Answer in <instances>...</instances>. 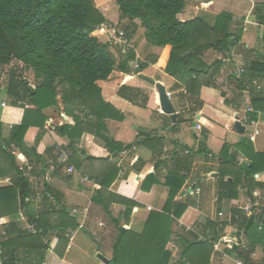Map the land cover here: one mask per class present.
I'll use <instances>...</instances> for the list:
<instances>
[{"label":"trees","instance_id":"1","mask_svg":"<svg viewBox=\"0 0 264 264\" xmlns=\"http://www.w3.org/2000/svg\"><path fill=\"white\" fill-rule=\"evenodd\" d=\"M104 0H0V79L10 98L9 107L21 109L22 119L3 133L0 123V179L10 177V184L0 186V218L10 217L5 230L0 227V264H43L49 249L67 241L66 235L76 229L78 222L60 206V200L47 180V173L69 179L72 173L68 167L81 169L82 151L78 144L85 134H92L103 143L106 154L90 153L91 177L101 187L95 191L92 201L109 212L112 203L124 205L123 217H128L139 203L120 194L122 182L128 173L121 174V167L111 158L132 147L115 140L109 134L108 119L124 120L123 108L128 105L141 109L156 110L158 97L149 89L123 84L117 92V100L105 99L101 81L108 80L115 70L126 73H140L146 65L137 61L135 46L114 41H101L99 35L105 32L104 25L112 24L123 28L130 40L131 34L139 26L144 28V37L152 46L171 48L165 71L174 76L178 83L175 94L181 110L175 132L184 121L193 120L203 105L201 89L212 86L224 62L221 59L207 64L204 53L219 46L228 52L240 39V33L231 31L233 15L221 12L211 23L203 16L181 20L178 15L187 6V0H107L105 11L100 4ZM140 20V25L136 22ZM114 48H119L118 58ZM138 67L132 68V64ZM246 69V68H245ZM32 71L34 83L29 81L27 72ZM246 72V71H245ZM244 72V73H245ZM243 73V74H244ZM62 102V103H61ZM73 118L74 124L59 121L56 131L68 138L67 145L53 144L39 149L25 141L27 131L37 127L45 129L50 111L54 118H61V111ZM188 114L190 117H185ZM153 142L154 152L163 147L164 137L150 136L139 138L135 144ZM244 143H246L244 141ZM203 139L198 153L206 151ZM70 152L69 160L58 162L61 150ZM228 147H224L223 151ZM188 151L189 153H185ZM17 152H22L33 166L32 176L43 177L41 206L28 201L36 196L32 176H27L20 168ZM193 147L174 142L167 159L158 161L154 173L148 174L143 182L145 191L158 184L157 172L166 166L165 186L168 195L161 210L150 211L144 228L140 232L122 228L120 217L111 216L117 233L112 241V257L107 264H210L215 251L214 242L219 234L202 238L194 231L187 230L179 223L189 203L179 201L188 181L193 163ZM250 162L238 167L247 179L258 183L254 174L264 171V153L247 152ZM224 156V155H223ZM53 160L55 169L49 167ZM235 156L224 157L223 165L234 164ZM225 167V166H224ZM224 167L219 169V198L234 199L238 195L240 180H226ZM67 168V169H65ZM134 168L141 171V168ZM121 181L112 192L109 188ZM24 210L27 221L35 225L37 232L20 227L15 221ZM24 214V213H23ZM58 218L54 219V216ZM233 223L240 229L250 231L257 221L264 224V208L249 213L234 211ZM71 230V231H69ZM54 249L58 250L59 246ZM177 248V258L173 260V247ZM238 255L249 261L250 250H239ZM248 264H256L248 262Z\"/></svg>","mask_w":264,"mask_h":264},{"label":"crops","instance_id":"2","mask_svg":"<svg viewBox=\"0 0 264 264\" xmlns=\"http://www.w3.org/2000/svg\"><path fill=\"white\" fill-rule=\"evenodd\" d=\"M223 11L233 15L231 31L240 33V39L228 52L216 46L204 53L203 60L207 64L217 59L223 60L224 64L214 84L201 89L203 105L200 110L194 115L193 120L182 122L176 133L171 131L175 123L170 115L158 111L161 106L157 88L141 77L143 74L154 79L174 95L178 81L165 71L171 48L150 45L143 35L144 28L141 26L131 34L130 42L135 46L137 61L144 63L146 68L140 73L115 70L110 78L101 81L100 85L103 97L114 99L118 103L120 101L117 100V92L123 84L149 89L153 96L158 97L159 106L156 110L128 105V110L123 108L124 120H107L110 136L124 144H132L131 148L112 157L111 160L121 167V174L128 173L119 188L120 194L139 203V206L135 207L128 217H123L126 208L124 205L112 203L107 212L103 206L92 201V196L101 186L93 182L92 166L86 157L91 152L100 156L105 155L107 151L100 139L92 134H85L78 144V147L85 151L81 154L84 162L82 168L79 170L73 165L76 171L69 179L46 174L49 185L60 200L58 209L63 206L69 216L77 220L78 226L72 231L69 230L71 232L67 233L65 243L58 245V240L54 242V247L48 250L43 264H107L93 250L94 244L100 242L101 248L98 250L102 251L105 247L107 253L103 255L108 259L112 257V241L117 229L111 216L122 218L121 225L124 229L140 232L150 211L162 209L168 195L165 186L166 166L160 167L157 172L158 184L149 191L141 188L145 177L154 173L158 161L167 159V165L170 164L169 156L174 142L193 147L195 150L188 181L177 198L179 201L189 203L187 210L179 218V223L202 238L212 237L213 233L219 234L214 242L215 251L210 264H235V259L242 258L236 251V242L239 250H244L241 248L242 244L248 246L247 250L252 247L249 261L242 258L247 264L248 262L264 264V224L257 221L250 231H247L231 222L234 211L245 213L243 207L247 204H251L256 213L264 208V171L254 174L258 185L253 189L250 188L253 182L237 171L238 167L250 162L247 152L254 150L264 153V0H187V6L178 18L189 20L203 16L214 23L216 16ZM136 22L140 25V20ZM104 28L105 32L102 34L106 35L105 38L110 33L109 30H121L110 23H106ZM99 39L104 42L110 41L102 39L101 35ZM113 50L119 58L120 49ZM241 66L246 68V72L241 78H237L236 71ZM132 68L134 69V63ZM1 91H4L5 96L1 101V107L4 109L0 110V123L3 133L8 134L12 125L21 121L23 111L7 106L10 102L9 94L4 86L0 87ZM3 101L7 105L3 106ZM171 101L178 114L181 110L180 103L177 98H172ZM49 113L50 117L43 131L37 127H31L27 131L25 141L29 146H37L43 150L44 147L53 144L64 146L68 144V138L58 134L56 126L60 120L62 123L64 121L74 124L73 118L66 115L63 110L58 120L54 118L52 111ZM185 117L190 116L186 114ZM236 121L246 125L244 134L236 131L234 126ZM253 129L260 130L255 141L247 137L248 132ZM150 136L164 137L163 147H158L154 152L153 142L135 144L139 138ZM203 139L207 150L198 153V144ZM225 146L228 149L223 151ZM185 153L189 152L185 151ZM16 154L18 163L28 161L22 152ZM229 155L235 156V163L223 165L224 157ZM134 165L141 168V171L136 170ZM220 167H224L226 180H233V175L236 174V178L241 182L238 195L234 199L219 198ZM42 178L38 175L32 176L31 180L37 195L27 199L34 201L37 207L41 206L37 196L43 194L40 187ZM10 183L9 176L0 179V186ZM120 183L121 181L114 182L109 189L117 192L116 188ZM221 212L223 215H220ZM19 215L20 217L15 221L24 228L29 224L24 210L21 209ZM55 218L57 219L58 216H54ZM10 220L9 216L0 218L2 230L7 228ZM84 229L92 234L91 239L86 236L77 238V234ZM57 245L59 251L54 249ZM177 251L175 247L173 254L175 255ZM252 253H255V256Z\"/></svg>","mask_w":264,"mask_h":264},{"label":"built area","instance_id":"3","mask_svg":"<svg viewBox=\"0 0 264 264\" xmlns=\"http://www.w3.org/2000/svg\"><path fill=\"white\" fill-rule=\"evenodd\" d=\"M109 37H110V39H109L110 41L118 42L119 44H130V40L126 37L125 32L122 31V30L113 31V33H111V35H109ZM134 65H135V67H138V64H134ZM245 71H246L245 67L241 66L236 71V77L237 78H241V76L243 75V73ZM167 96L171 99L172 93L167 91ZM2 105L5 106L6 102L3 101ZM158 111L160 113H164L163 110L161 109V107L158 108ZM198 127H200V126L198 125ZM259 134H260V130L259 129H253L251 132H248L247 137H248L249 140L255 141ZM58 146H60V145H58ZM69 157H70V152L65 150V149H62L61 153L59 154V157H58V162L65 163V162H67L69 160ZM49 167H50L51 170L55 169L53 160H50ZM20 168L23 170V173L25 175L32 176V172L31 171L33 169V166L28 161H25L24 163L20 164ZM75 171H76V169H75V167L73 165H70L68 167V172L73 173ZM37 199L39 201H41L42 200V195L39 194L37 196ZM243 210H244L245 213H249L252 210V205L251 204H247L245 207H243ZM220 215H223V213L221 212ZM26 228L28 230H30V231L37 232L34 224L29 223V224H27ZM241 248L244 249V250H247L248 246L246 244H242ZM252 255L255 256V253H252ZM234 263L235 264H247L242 258L235 259Z\"/></svg>","mask_w":264,"mask_h":264},{"label":"water","instance_id":"4","mask_svg":"<svg viewBox=\"0 0 264 264\" xmlns=\"http://www.w3.org/2000/svg\"><path fill=\"white\" fill-rule=\"evenodd\" d=\"M141 77L144 78L149 83L155 85V87L157 88L158 94H159V101H160L161 109L163 110V112L165 114L170 115L172 121L174 123H176L177 122V112H176V109H175L171 99L167 96V90H166L165 86L161 83H157L154 79H152L148 76H145L143 74L141 75ZM234 126L236 128V131L239 134L245 133L246 125L243 124L241 121H236ZM122 228H124V227H122ZM100 248H101V244L98 243V249L100 250ZM98 257L101 260H103L105 263L109 262V259L101 253L98 255Z\"/></svg>","mask_w":264,"mask_h":264},{"label":"rangeland","instance_id":"5","mask_svg":"<svg viewBox=\"0 0 264 264\" xmlns=\"http://www.w3.org/2000/svg\"><path fill=\"white\" fill-rule=\"evenodd\" d=\"M100 6L102 7V9H104L105 11L108 9V5H107V0H104L101 4H100ZM121 30H124L123 28H121V27H119ZM109 32L110 33H108L107 34V37L105 38V36H103L104 34H100L101 35V38L102 39H110V37H109V35H111V33H113V30H109ZM27 77L29 78V81L31 82V83H34V77H33V72L32 71H28L27 73ZM3 75L1 76V79H0V87L3 85ZM4 96H5V93H4V91H1L0 92V110H2V109H4V108H2L1 107V101H2V99H4ZM62 103V102H61ZM6 105H7V103H6ZM57 123H58V121H57ZM63 123H64V121H63ZM17 159H18V156H17ZM41 187V189L43 188V186H40ZM91 233L88 231V230H86V229H84V230H81L78 234H77V238L79 239L80 237H82V236H86V237H88V239L91 237ZM92 238V237H91ZM90 238V239H91ZM90 241H92V240H90ZM98 243H100V242H97L96 244H94V252H96L97 253V255H99L100 253L101 254H103V253H107V250L105 249V247L102 249V251H99L98 250ZM173 247V246H172ZM173 249V251H175V247H173L172 248ZM177 252H176V254L174 255V257H173V260H175L176 258H177Z\"/></svg>","mask_w":264,"mask_h":264}]
</instances>
